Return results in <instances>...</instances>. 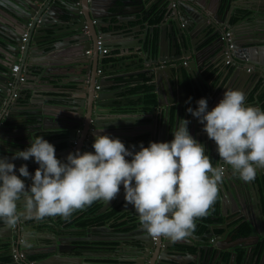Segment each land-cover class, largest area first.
Returning a JSON list of instances; mask_svg holds the SVG:
<instances>
[{"label": "water", "instance_id": "water-1", "mask_svg": "<svg viewBox=\"0 0 264 264\" xmlns=\"http://www.w3.org/2000/svg\"><path fill=\"white\" fill-rule=\"evenodd\" d=\"M103 1L105 0H0V52L3 54L0 58V158L4 157L9 160L8 156H14L16 152L14 153L9 148L15 144L22 151L23 148L19 146V134L22 133L21 131L32 130L36 124L43 129H66L68 133L66 148L72 149L71 142L77 141L75 150L71 153H75L76 150L94 152L92 144L101 128L103 131L99 134L118 138L125 146L141 141L136 137L143 133L141 127L146 123L140 119L136 121L122 119L138 116L136 110H142V108H138L142 105L140 94L130 96L129 99L122 98L121 95L125 94L127 89L117 91L110 86L120 87V84L115 83L117 78L150 72L158 77L162 73L167 74L170 68L158 66L155 69L144 68L129 73L121 72L106 76L105 72L109 70L119 69L120 71L121 68L125 69L128 66L104 65L103 59L106 54L99 52L97 40L102 41L101 47L108 45L112 49L114 45L103 42L107 33L111 30H118V34H121V31L127 28L132 29L130 21L137 22L141 17L147 18L152 10L139 17L138 15L146 10L144 0H107L109 4H104ZM158 6L161 7V9L159 7L161 10L159 15L163 17L159 25L162 33L159 34L156 56L151 58L153 63L165 61L164 55L168 52L175 60L189 58L187 67L183 64L178 67L180 73L183 69L189 71L191 67L192 69L196 67L198 60L195 57L198 51L196 39L208 41L210 38L216 37L209 44H218L221 51H224L226 41L223 35L226 30H230L233 35L231 42L237 49L234 50L232 62L234 69L238 70L235 73L236 82L245 80L247 76L251 75L249 72L240 74L241 71H246L248 68H252L255 75L264 80V71L261 70L264 66V23L257 24V28L248 33L249 37L239 39L241 36L237 33V28L244 21V17L236 23H231L229 17L226 22L224 19L216 21L215 16L210 17L214 15V12L209 10L208 3L204 4L200 0H159ZM207 9L210 15L205 13ZM248 9L253 11L255 17L264 14V0H259L256 8L249 7ZM246 18L250 20L252 17L247 15ZM168 20L171 21L169 26ZM246 22L249 23V21ZM104 25L110 26L112 29L104 32ZM255 25L254 23L251 26ZM136 26L141 29L140 24H136ZM168 29L170 42L167 49L164 47L162 39ZM23 37H25V41H23ZM22 44L23 48H21ZM143 44H145L144 40L143 42L138 41L137 45L133 47L139 57L146 54V48L142 47ZM147 49L150 51V44ZM87 50H91L90 54L86 53ZM220 57L223 58L222 55ZM138 64H142V62L139 61ZM14 65H18V70L15 73L12 72ZM191 72L193 77L197 78L196 72L194 70ZM38 78H41L44 84H50L52 80H58L61 84L67 82L65 83L68 85L66 87L69 93L67 98L57 102L47 97H38L36 92L40 87L36 83ZM109 82H111L110 85L106 84ZM30 83L35 84L30 86ZM24 88L30 89V92L24 94L22 92ZM206 91V86H203V93L205 94ZM110 93L112 94L110 95ZM203 98L207 100L208 110H211L209 99L205 96ZM221 99L214 105L218 104ZM61 110L67 112L63 113ZM18 118L21 120L18 121ZM53 118L65 119L66 123L60 126L51 125ZM167 118L166 115L163 123L164 134L161 129L156 130L157 136H164L159 142H167L170 137ZM29 120L30 122H28ZM198 122L197 120V127L203 128V124ZM37 125L36 128H38ZM178 125L174 127L175 130ZM17 126H21V129ZM77 132L79 133L78 138ZM30 136V141H32L35 134L31 131ZM84 140L88 141L85 149H83ZM195 140L198 141L197 135ZM150 142H153V137L149 139L148 143ZM211 142L212 151L209 157L214 167H221L224 162L218 156L215 141L211 139ZM11 161L14 162L17 176H19L18 170L22 164L29 167L22 158H13ZM259 170L260 178L255 180L258 187L259 180L262 182L264 179V169ZM230 175L233 183L241 181L239 176L233 173L232 168ZM226 181L227 177L223 176L219 183L221 191L228 189L227 186L225 188ZM249 187L253 189V186L249 185ZM121 191L124 192L122 184L117 197L110 202L104 201L98 213L105 212L114 205L118 201ZM232 198L233 200L237 199L234 195ZM222 199L220 197L218 203L222 204ZM17 203L18 211H22V202ZM133 218L136 227L134 226L127 236L117 240L118 245L127 246L134 252L137 258L132 259L133 263L163 264L167 262L163 255L158 257L161 249L169 247L164 244V237L153 238L139 223L138 214ZM0 223L8 229L7 234L0 238L9 245V250L12 249L11 243L14 238L16 242L21 239V242H17L16 249L24 255L25 259L22 264H29L30 255L40 250L45 257L33 260L32 264H44L48 259L56 260L57 264L64 261L70 262L78 255L75 251L77 245L73 244L76 234L87 231V228H66L57 224L56 219L49 221L48 218L37 221L21 216L15 224L16 233L13 232V225H8L2 220ZM101 227L111 230L108 225ZM253 228L254 232L258 233L256 227L253 226ZM207 229L208 233H205L200 240L204 241V237L214 240V236H216L214 229L212 226ZM28 231L37 234L50 233L52 236H47L51 238L47 239L45 243L39 241L40 246L27 245L24 243L26 240L24 236ZM229 231L228 226L224 225L221 234L232 240L235 233ZM215 241L197 247L198 260L192 261V264H220L224 262L223 256L217 259L214 251L219 253L220 249L223 250L227 246L221 244L220 247V244ZM29 248H32L33 252H29ZM249 256L258 257L253 252H249ZM236 257L237 252L230 251V258L225 264H234ZM4 264L18 263L11 261Z\"/></svg>", "mask_w": 264, "mask_h": 264}, {"label": "clouds", "instance_id": "clouds-1", "mask_svg": "<svg viewBox=\"0 0 264 264\" xmlns=\"http://www.w3.org/2000/svg\"><path fill=\"white\" fill-rule=\"evenodd\" d=\"M245 100L241 90L225 89L211 110L207 100L200 98L197 107L187 111L215 141L219 158L241 180L250 182L258 169H264V111ZM142 116L122 119L136 121ZM188 123L186 119L179 123L171 141L141 144L135 152L118 138L99 134L101 128L92 144L94 152L76 150L64 162L56 157L54 145L35 135L27 148L14 155L25 161L34 159L39 167L33 174L22 164L17 176L15 165L0 158V220L13 225L16 233L21 216L37 221L51 216L68 218L97 200L115 199L122 184L124 200L153 238L178 241L190 236L196 220L207 216L216 202L225 169L213 166L205 147L189 134ZM20 177L31 179L27 189ZM17 202H22V211ZM24 259L22 254L21 261L15 262L22 264Z\"/></svg>", "mask_w": 264, "mask_h": 264}, {"label": "crops", "instance_id": "crops-1", "mask_svg": "<svg viewBox=\"0 0 264 264\" xmlns=\"http://www.w3.org/2000/svg\"><path fill=\"white\" fill-rule=\"evenodd\" d=\"M206 1L208 3L213 0ZM214 1H216V3L212 8L209 7V10L211 12H214V15H211L210 17L213 18L215 16L214 18L216 21L224 19V22H226L227 17L231 18L232 16H235L236 12H244V15L242 14L241 19L237 21L239 22L243 17L245 18L237 28V33L239 34V36H241L239 37V39L246 38L251 30L257 28V24L264 23V14L255 17L253 11H249L248 9L249 7L256 8L259 0ZM103 2L104 4H109L107 0ZM202 2L206 4V2ZM158 3L159 0H144L146 10L141 12L138 16L141 17L149 10H152V13H150L149 17L147 18L141 17L137 22H135V20L130 21L132 29L127 28L124 31H121V34H118V30H111L112 27L110 26H103L104 32L111 30L105 35L103 40L104 44L114 45L112 49L108 47V45H106L109 49V54L104 57L103 64H113L118 65V67L128 66L125 69L121 68L120 71L119 69L109 70L105 72L106 76H111L121 72L129 73L132 71L142 70L144 68L155 69L158 66L170 68L167 74L162 73L158 77H156L153 72H150L149 74L152 75L151 78H145L143 76L144 74L117 78L115 83H118V85L120 84V87H116L114 85L110 86L112 89H117V91H119L120 89H127V92L121 95L122 98L129 99L130 96L140 94V102L142 103V105L138 106V108H142V110H136V112L138 113V115L143 114L140 120L142 122H145L146 124L141 127L143 133L136 137V139L140 138L139 140L141 141L137 144L125 147L129 148L130 151L135 152L139 150V145L141 144L147 147L149 145L148 142L151 137H153V142H159L160 139H162L163 135L157 136L156 130L161 129L164 134L163 123L167 115V123L169 125L168 131L170 133V137L167 139V142L171 141L173 138L172 132H174L175 130L174 127L177 124L181 123L183 119H186L189 121L187 125L189 134L194 139L197 135L199 143H201L206 149L205 154L209 156L212 151L211 139L208 138L207 133L203 128H201L200 126L197 127V119H195L196 117L192 116L191 113L187 111V109H195L197 107V101L204 96L209 99L211 104L210 106L213 108L215 106V102L223 98L225 89H239L245 94V103L247 105L259 107L262 111H264V80L258 75L251 74L247 76L245 80L236 82V69H234L232 64H226L223 58L220 57L222 51L219 45L215 43H213L212 45L208 44L210 45V48L204 49L203 44L206 40H201V42L198 43L200 44V48H203L200 53L204 51V58L199 60V62H197L196 64V67H194L193 69L191 67L189 71L183 69L180 73L178 68L181 64L187 67L188 63L184 64L183 62L184 60L189 62V58L175 60L172 59L171 55L168 52H166V54L164 55L165 61L153 63V61H151V58H154L156 56L159 34L162 33L159 25L163 17L158 13L159 11H161V7L158 6ZM209 10L207 9V11H205L207 15H210ZM156 14L159 17L157 23L156 21L152 22V19L155 18L154 15ZM246 14L250 15L252 18L250 20L247 19ZM246 21H249V23H247ZM170 23L171 21L168 20V26ZM254 23L256 25L254 27L251 26ZM136 24H140L141 29H139ZM165 35L162 41L164 47L168 49L170 42L169 29L166 30ZM153 39H155V44H153ZM214 39L215 38L212 37L208 42L211 43V41H213ZM143 40L145 44H143L142 47L146 48V54L143 57H139V55H137V53L134 51L133 47L137 45L138 41L143 42ZM148 44H150L151 47L150 51H148L147 49ZM2 56L3 54H1L0 52V58ZM139 61L142 62V64H138ZM192 70L196 72L197 78L193 77V73L191 72ZM186 80L192 83L191 93L189 95L187 94L184 87ZM36 83L40 86L39 89L36 90L38 97L43 96L58 102L61 99L67 98L69 94L68 90L66 89L68 85L65 84L67 82L61 84L58 80H52L50 84H44L42 83V79L38 78ZM110 83L111 82L106 84L110 85ZM33 84L35 83H30L29 85L32 86ZM142 84L151 85L152 87L150 90L143 92V88L141 89ZM203 86H206L207 88L205 94L203 93ZM22 92L25 94L27 92H30V89L24 88ZM111 94L112 93H110V95ZM144 94H147L148 101L144 100ZM61 112L66 113L67 111L61 110ZM170 113L172 114L171 118ZM17 120L19 121L21 120V118H18ZM28 122H30V120ZM65 123V119L53 118L51 125L60 126ZM36 125H34L35 127L32 128V130L29 129L26 131H21L22 133L19 134L20 137L18 138L20 141L19 146L24 150L30 145L31 131L36 135V137L39 136L38 134L46 132L51 137L49 138V143H51L52 145L56 146L62 142L64 143L63 146L57 147L55 149V155L62 162L66 161L67 155L75 150L77 141H72L70 144L72 149L68 150L66 148V138L68 136L66 129H43L38 125V128H36ZM17 127L21 129V126ZM76 134L78 138L79 133L77 132ZM86 144H88V141L84 140L83 149H85L84 147ZM213 145L215 146V144ZM9 149H11L14 153L17 151H21L18 149L17 144L13 145ZM13 158L15 157L8 156V159L10 161ZM126 158L131 159L130 156ZM24 163H27L29 165V167L27 168L32 170L31 172H29L30 175L34 173L37 167H39L34 159L31 158L27 161H24ZM222 165L225 166L223 176L227 177L225 188L227 186L228 189H222V191H224V194H222V191L219 188V186L221 187V185L218 184V198L212 206V210L209 211L207 219H205L206 216H204L196 220L195 230L192 232L193 234L191 233L190 236L178 241H173L167 237H164V244L168 245L169 247L168 249L163 248L159 251L160 253L158 257H162L163 255V257L167 261L163 264H192V261L198 260V256L196 253V251L198 250L197 247L209 244L214 240H216V243L220 244V247L221 244L227 247L232 246L231 248L226 247L223 250L220 249L219 253L218 251H214V253H216L217 259L220 256H223L224 262L220 264H225V262L229 260L230 251H236L238 255L239 249L240 251L243 250V252L240 254L241 262L239 264H264V184H262L264 183V179L262 182L259 180L258 187L255 181L257 180V178H260L258 176L260 170L258 169L255 179L251 182H245L241 180L235 184L231 180L230 165L225 163H223ZM21 179L24 180L27 189L31 185V179L25 177H21ZM249 185L253 186V189H251ZM233 195L237 197V199H234L236 201L233 200ZM220 197L223 198L222 204L218 203L220 201ZM252 197L253 199H255V201H253ZM98 201L101 202L102 200ZM112 206H118L120 209L119 213L121 217L117 220V225L112 226L111 222L107 224L92 225L93 227H87L86 232L76 234V238L73 241V244L77 245L76 253L78 255L70 262L64 261L61 262V264H139L133 263L132 261L133 258H137L135 257L134 252L131 251L127 246H122V244L118 245L117 242V240H120L121 238L127 236V234L133 230L134 226L136 227L133 216L136 215L137 212L131 204H128L124 200V192L122 191L118 201ZM71 215L69 217H71ZM75 216H78V214H76ZM45 218H48L49 221H53V219H56L57 224L63 225L66 228L71 227V225H69L68 218H64L61 216H51ZM243 221L251 224L252 227L255 226L258 233H255L253 228L251 236L238 235L237 232L234 231V229L236 228L238 223ZM102 225H108L111 230H106L104 227H101ZM224 225L228 226V228L230 229V233H235L232 236V240H229L228 237H223V235L221 234L223 232ZM211 226L216 233V236H214V240L213 238L207 239V237L203 238L204 241L200 240L205 233H208L207 228ZM7 230V227L3 226L2 223H0V237L4 234H7ZM13 232H15V230ZM47 236L52 235L50 233L37 234L32 231H28L25 232L24 237L26 238V240L24 243L27 245L33 244L40 246L39 241L45 243L47 239L51 238ZM111 239L113 240L111 241V243L114 244V247L112 248H98L95 245V243L97 242H104ZM8 247L9 245L7 243H4V241H2V239L0 238V256L5 252H8V254L11 252V249L9 250ZM248 247H251V249H248ZM32 250V248H29L30 252H33ZM249 252H253V254L258 257L253 258L249 256ZM152 253H154V251H152ZM44 264H57V262L56 260L54 261L53 259H48Z\"/></svg>", "mask_w": 264, "mask_h": 264}, {"label": "trees", "instance_id": "trees-1", "mask_svg": "<svg viewBox=\"0 0 264 264\" xmlns=\"http://www.w3.org/2000/svg\"><path fill=\"white\" fill-rule=\"evenodd\" d=\"M201 1H204L207 3L206 0H201ZM208 3H209V7L212 8L214 6V4L216 3V1L213 0V1H210ZM239 13H242L244 15V12H239ZM154 17L155 18L152 19V22L156 21V23H157V21L159 20V17L157 16V14L154 15ZM239 19H241V17H239L238 15H235V16H232L230 18V22L236 23ZM153 44H155V39H153ZM143 76L145 78H151L152 77V75L149 73L144 74ZM151 87H152L151 85H146V84L141 85V89L143 88V92L150 90ZM184 87L186 89L187 94L189 95L191 93L192 83H190L186 80ZM144 100L148 101L147 94L146 95L144 94ZM152 102H153V99H152ZM171 117H172V114L170 113V118ZM38 135L40 137H44V139H46L48 142L50 141L49 138H51V137L49 136L48 133L45 132V133H41ZM63 145H64V143L62 142L56 146L54 145V147L56 149L57 147H61ZM28 171L31 172L32 170L28 169ZM103 202H104L103 200L101 202L97 200L93 204H91L90 206H86L82 210H78V211L73 212L71 217L68 218L69 225H71V227H78V228H87V227H90L92 225L107 224L109 222H111L112 226L117 225V220L120 219V217H121V215L119 213L120 212L119 207L118 206H112V207L108 208L105 212L98 213V211L102 207ZM76 214H78V216H75ZM207 217L208 216H206L205 219H207ZM234 231L237 232V234L241 235V236H247V235L251 236V233L253 231V227L251 226V224L243 221V222L238 223V225L236 226ZM110 244H111L110 248L114 247V244H112V243H110ZM95 245L98 248H109L107 242H97V243H95ZM237 249H239V248H237ZM242 252H243V250H241V251H240V249L238 250V255H237L238 257L236 258L237 264H239L241 262V255L240 254ZM6 253L8 254V252H5L4 254H1V256H0V263L1 264L7 262V260H10V255L9 254L7 255ZM42 257H43V253L40 250V251L30 255L29 260H36V259H40Z\"/></svg>", "mask_w": 264, "mask_h": 264}, {"label": "built area", "instance_id": "built-area-1", "mask_svg": "<svg viewBox=\"0 0 264 264\" xmlns=\"http://www.w3.org/2000/svg\"><path fill=\"white\" fill-rule=\"evenodd\" d=\"M223 38L226 41V49L224 51H222L221 55L223 56V60L225 61L226 64H232L233 62V57H234V46L231 42V38H232V32L230 30H226ZM25 39V38H23ZM101 43L102 41L98 40L97 41V46H98V50L102 53V54H108L109 53V49L107 47H101ZM90 50H88L86 53L90 54ZM250 68H248L249 70ZM18 70V65H14V67L12 68V72L15 73ZM262 71H264V66L261 69ZM22 80V77L20 78ZM225 169V166H221ZM18 242V241H17ZM17 242H15L14 240L11 243L12 249H11V256L12 259L14 261H21L22 259V254L16 249V244Z\"/></svg>", "mask_w": 264, "mask_h": 264}, {"label": "flooded vegetation", "instance_id": "flooded-vegetation-1", "mask_svg": "<svg viewBox=\"0 0 264 264\" xmlns=\"http://www.w3.org/2000/svg\"><path fill=\"white\" fill-rule=\"evenodd\" d=\"M235 15H238L239 17H241L242 16V13H238V12H236L235 13ZM233 36V35H232ZM213 38H216V37H213ZM210 40V39H209ZM208 40V41H209ZM201 42V39H199V38H197L196 39V43H197V46H198V51H197V53L195 54V57L198 59L197 60V62H199V60H201V59H203L204 58V51L203 52H201L200 53V51H202L203 50V48H200V44H198V43H200ZM209 43L207 42V40L204 42V44H203V46H204V49H206V48H210L209 47V45H208ZM209 50V49H208ZM237 71V70H236ZM246 72H249V74H255L254 73V71H253V69L252 68H250L249 70L247 69L246 71H241L240 72V74H246ZM196 74V73H195ZM104 241V240H103ZM102 242V241H101ZM104 242H107V244H108V247L110 248V246H111V241H104ZM110 242V243H109ZM105 249H107V248H105ZM75 251H76V249H75ZM9 262H11L10 260H7V262H5V263H9Z\"/></svg>", "mask_w": 264, "mask_h": 264}]
</instances>
